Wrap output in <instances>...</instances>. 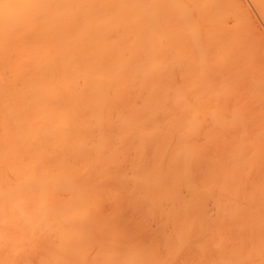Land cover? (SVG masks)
Masks as SVG:
<instances>
[{"label": "bare ground", "instance_id": "6f19581e", "mask_svg": "<svg viewBox=\"0 0 264 264\" xmlns=\"http://www.w3.org/2000/svg\"><path fill=\"white\" fill-rule=\"evenodd\" d=\"M220 1L0 0V264H33L32 256L36 264H157L155 248L118 253L115 226L95 213L101 199L123 194L148 212L163 211L165 221L192 217L163 239L167 258L178 257L196 233L203 239L193 251L216 250L205 264H264V235H255L264 227V181L246 191L238 179L264 147L255 144L249 154L236 142L226 154L230 165H216L203 159L207 144L196 140L208 118L213 128L202 135L209 141L242 122L217 110L231 78L210 83L216 69L237 60L242 33L231 29L244 31L234 25L226 32L233 5L226 10ZM250 1L264 18V0ZM221 27L234 34L224 40ZM123 162L131 174L116 171ZM107 178L124 188L104 186ZM209 198L215 221L203 211ZM170 201L177 203L167 208ZM229 224L253 234L249 246L223 247Z\"/></svg>", "mask_w": 264, "mask_h": 264}, {"label": "rangeland", "instance_id": "374dc122", "mask_svg": "<svg viewBox=\"0 0 264 264\" xmlns=\"http://www.w3.org/2000/svg\"><path fill=\"white\" fill-rule=\"evenodd\" d=\"M220 1V0H219ZM225 1H226V3H225ZM221 0L220 2L221 3H219L220 4V6H222V8L224 7L226 10H227V8H226V6L227 5H230V3H231V5H233L232 7H235L234 9V11H232V7L231 6H229V7H231L230 9L228 8V11H229V16H227V15H224V16H227L225 19V22H227L226 23V26H224V27H226L225 28V30H226V32L228 31L227 29H231L232 28V26L234 27V25L235 26H239V27H241L242 26V28H244V29H242V30H244V31H241L239 28H232L231 30H233V29H236V30H238L237 32H236V30H234L235 32L234 33H236V34H234L233 33V31H231V34L230 33H227V34H224L223 32L225 31H223L222 30V28H224V27H221V30H222V32H220V33H222V34H224L225 36L227 35V36H231V35H233L234 34V36L236 35V37H238V35L239 34H241L242 33V35H240L239 36V38H241L240 40H238L239 41V43L238 44H240L241 46L243 45V47L241 48L240 47V45H238L239 47H234V48H236V50H234L235 52H236V54H235V59H237V60H239V61H237V60H234L233 61V55H232V61H231V64H230V66H228L226 69H216L215 71H218V73H216V74H214V75H212L211 74V76H210V83L211 82H217L218 83V81H220V80H224V81H227V83H229V81H230V83H229V85H230V87H229V91H227L225 94H226V96H227V98H223L224 100H223V102H225V103H223V107H221L220 106V104L219 103H217V101H216V99H215V101H216V104H218L220 107H219V109H218V106H217V110H219V111H221V109L222 108H224V111H223V109H222V113H223V115L225 116V117H231V119L232 118H234V117H236V116H239L240 118H241V124H235L234 122H233V124H231V125H229V126H227V128H225V129H223V130H221L220 131V133H219V137H221V138H219L218 136L216 137V139H215V137L214 138H210V141L204 136V135H202V134H204V132H205V130L206 129H209V131L211 130V128H213L212 126V122L209 120L210 118H208V120L207 121H205V120H203V121H205L204 123H202V125L200 126V129H199V132H198V130H197V132H198V134H197V136H196V140H197V142H199V143H205V144H207V145H203L202 143V145L205 147V151H204V156H202L203 157V159H204V157H206V158H208V159H210V160H212L213 161V163L215 164V161L214 160H216L217 162H216V165H219V164H224V163H229V165H230V162L228 161L227 162V160L229 159L228 158V156H229V153L231 152V147H233L232 145H234L236 142H240V144H241V142H245L243 145H245L244 147H243V151L244 152H248L249 154H252V152L255 150V148L257 147L255 144H259V146H260V144L262 145V146H260L261 148L262 147H264V135H262V134H264V132H261V130L262 131H264V123H262V122H264V86H260V87H254V85H257L258 83L260 84V83H262V84H264V49H262V47H264V18H262L261 17V14L259 13L258 14V10L256 9V8H254L255 6L253 5V2L252 1H250V0H229V1H227V0ZM224 2V3H223ZM223 3V4H222ZM229 3V4H228ZM239 5H238V4ZM222 4V5H221ZM227 4V5H226ZM243 4V5H242ZM224 5H226V6H224ZM228 7V6H227ZM249 8V9H248ZM244 9V10H243ZM237 10V11H236ZM249 10V11H248ZM228 11H226V12H228ZM240 11V12H239ZM234 13V15H235V13H236V16H239V18L238 19H241V20H239V22H238V20H237V24L234 22L236 19H237V17L236 16H233V13ZM242 14V15H241ZM244 15V16H243ZM224 16H222L223 18H224ZM249 16V17H248ZM221 17V18H222ZM234 17H236V18H234ZM242 17H244V18H242ZM223 18H222V20H223ZM229 18V19H228ZM243 19V20H242ZM247 19V20H246ZM250 21V22H249ZM224 21H221V23H223ZM225 22L223 23V25H225ZM229 22V23H228ZM235 23V24H234ZM220 24V23H219ZM231 24V25H230ZM244 24H245V26H244ZM220 26H221V24L219 25V29H220ZM229 26H230V28H229ZM239 31H241V32H239ZM251 31V32H250ZM225 32V33H226ZM228 32H230V31H228ZM247 32V33H246ZM253 32H255V33H253ZM244 33V34H243ZM230 34V35H229ZM246 34V35H245ZM223 36V35H222ZM227 36L226 37H224L223 36V39L225 40L226 38H227ZM244 36V37H243ZM243 37V38H242ZM246 37V38H245ZM244 39V40H243ZM249 41V42H248ZM251 41V42H250ZM244 42V43H243ZM254 42V43H253ZM236 44V43H235ZM249 44V45H248ZM248 45V46H247ZM235 46V45H234ZM245 46V47H244ZM252 46H254V48L252 47ZM247 47V48H246ZM212 49V48H211ZM249 50V49H251V50H249V51H247V50ZM242 51L243 50V54H242V52H240L243 56H245V58H241L242 57V55L241 54H239V55H241V56H239L238 54H237V52L238 51ZM253 50V51H252ZM208 51H210V49H208ZM247 51V52H246ZM261 51V52H260ZM212 52V51H211ZM234 52V53H235ZM250 52V53H249ZM260 53V54H259ZM262 53V54H261ZM211 54V53H210ZM208 55H209V52H208ZM236 55H238L239 57V59L236 57ZM252 55V57H250ZM210 56V55H209ZM211 57V56H210ZM212 57H214V51H213V53H212ZM250 59H249V58ZM230 58V57H229ZM212 59H214V58H212ZM240 59H241V61H240ZM248 61H247V60ZM254 61H253V60ZM257 59V60H256ZM243 60V61H242ZM245 60H246V63H245ZM259 60H261V61H259ZM232 62H234V64L232 65ZM238 63V64H237ZM240 63V64H239ZM241 64H245V65H242L241 66ZM250 64V65H249ZM256 64H257V66H256ZM232 65V66H231ZM252 65H253V67H252ZM246 66H248V67H246ZM231 67V68H230ZM230 68V69H229ZM237 68V69H236ZM240 68V69H239ZM242 68V69H241ZM261 68V69H260ZM253 69V70H252ZM228 70V71H227ZM237 70H238V72H237ZM248 70H249V72H248ZM230 71V72H229ZM252 71H253V73H252ZM241 72V73H240ZM224 73V74H223ZM234 73V74H233ZM237 73V74H236ZM218 74V75H217ZM259 74V75H258ZM229 75V76H228ZM216 76V77H215ZM219 76V77H218ZM225 76V77H224ZM228 76V77H227ZM250 76V77H249ZM255 76V77H254ZM239 77V78H238ZM253 77V78H252ZM231 78V79H230ZM245 78V79H244ZM230 79V80H229ZM254 79V80H253ZM180 80H182V79H180ZM229 80V81H228ZM237 80V81H236ZM255 80L257 81V80H259V81H262V82H258L257 81V84H256V82H255ZM235 83H234V82ZM244 81H246V83L244 82ZM250 81H254L253 83H254V85H253V87H250L251 85L249 84L250 83ZM177 82H179V81H177ZM182 82L184 83V81L182 80ZM182 82H179L180 84L182 83ZM209 82V81H208ZM182 83V84H183ZM209 83V84H210ZM216 83V84H217ZM215 83L214 84H211V85H216ZM232 84H234V85H232ZM247 85V86H246ZM234 87V88H233ZM242 87V88H241ZM245 87V88H244ZM233 88V89H232ZM248 88V89H247ZM235 89H237V90H235ZM242 89V90H241ZM231 90V91H230ZM246 92V93H245ZM253 92V93H252ZM260 94V95H259ZM244 95V96H243ZM225 96V97H226ZM261 96V97H260ZM240 97V98H239ZM191 98V97H190ZM190 98H189V100H190ZM262 98V99H261ZM214 99V98H213ZM235 100V101H234ZM238 100V101H237ZM212 101H214V100H212ZM215 101L214 102H212L213 103V105L212 106H216V104H215ZM254 101H256V102H254ZM211 103V104H212ZM245 103V104H244ZM257 103H259V105L257 104ZM253 104V105H252ZM262 104V105H261ZM237 107H239V108H237ZM235 108V109H234ZM241 108V109H240ZM262 108V109H261ZM225 110H227V111H225ZM233 110V111H232ZM262 110V111H261ZM248 111V112H247ZM221 113V114H222ZM262 113V114H261ZM242 117H244V118H242ZM254 117V118H253ZM206 118V119H207ZM228 119V118H227ZM251 119V120H250ZM247 123H246V122ZM207 122V123H206ZM253 122V123H252ZM258 122V124H256ZM261 123V124H260ZM211 124V125H210ZM235 124V125H234ZM210 125V126H209ZM245 125H247V126H245ZM259 125V126H258ZM254 126V127H253ZM235 127V128H234ZM245 127V128H244ZM260 127V128H259ZM239 128L242 130V129H244V130H242V131H239ZM204 129V130H203ZM236 129V130H235ZM245 129H246V131H245ZM258 131H257V130ZM201 130V131H200ZM260 130V131H259ZM256 131V132H255ZM206 132H208V131H206ZM260 132H261V134H260ZM260 134V136H259V134ZM225 134V135H224ZM227 134V135H226ZM253 136H252V135ZM256 134V135H255ZM257 134H258V136H257ZM245 135V136H244ZM250 136V137H249ZM198 137V138H197ZM201 137V138H200ZM245 137H246V139H245ZM257 137H258V139H257ZM243 138V139H242ZM202 139H204L205 141L203 142V140ZM208 141H207V140ZM230 139V140H229ZM225 140V141H224ZM255 140H257V141H255ZM213 141V142H212ZM262 141V142H261ZM207 142V143H206ZM231 142H233V143H231ZM227 143V144H226ZM250 143V144H249ZM208 144H210V145H208ZM249 147H248V146ZM258 146V147H259ZM255 147V148H254ZM257 147V148H258ZM209 148V149H208ZM212 148V149H211ZM252 148V149H251ZM215 149V150H214ZM217 149H218V151H217ZM222 149V150H221ZM230 149V150H229ZM151 149H146L145 150V155L147 156V158L145 159L146 160V162H148V160H149V157L151 156V151H150ZM252 150V151H251ZM260 150V149H259ZM262 150H264V148H262L260 151H256V153H258L257 154V156L251 161V164H250V167L248 168V167H245L246 168V170H248V172H245V173H242V174H240V176L238 175V179H239V182H241L240 184L243 186V188L246 190V191H248L249 189H250V187H251V185H253V183H257V182H261V181H264V160H262V158H264V152H262ZM207 151V152H206ZM251 151V152H250ZM220 152V153H219ZM260 152V153H259ZM215 153H216V155H215ZM226 154H228V156L226 155ZM231 154V153H230ZM150 155V156H149ZM262 155V156H261ZM149 156V157H148ZM210 158H209V157ZM222 156V157H221ZM252 156V155H251ZM212 157V158H211ZM226 157V158H225ZM262 157V158H261ZM261 158V159H260ZM255 160V161H254ZM224 161V162H223ZM221 162V163H220ZM199 163H201V162H199ZM218 163V164H217ZM257 163V164H256ZM127 165V166H126ZM122 167V168H121ZM243 168L244 167H242L241 168V170H243ZM120 169H121V171H120ZM127 169V170H126ZM116 171L117 172H122V173H125V174H131V167H130V165H129V163H127V162H123L122 164H120L119 166H118V170L116 169ZM192 171H193V176H195L196 175V177L195 178H197V175L198 174H195V173H198V168L195 166V168L193 167L192 168ZM257 171V172H256ZM128 172V173H127ZM252 172V173H251ZM259 172V173H258ZM255 173H257V174H255ZM252 176H251V175ZM249 175V176H248ZM245 176V177H244ZM241 179H243V180H241ZM255 180V181H254ZM253 182V183H252ZM259 182V183H260ZM262 183V182H261ZM103 184H105L104 186H107V187H109L110 188V185H111V187H113L114 185V187H117V188H119V187H122V186H120L118 183H116L115 181H113L112 179L110 180V179H106L105 181H104V183ZM246 185V187H245V185ZM249 185V186H248ZM261 185H264V183H262ZM122 188H124V187H122ZM178 192L180 193V194H182L181 196H183V197H188L190 194L189 193H187V189H185L184 187H182V188H180L179 190H178ZM189 192V191H188ZM186 194V195H185ZM124 196V197H123ZM123 196L122 197H117L116 199L117 200H110V199H108L107 200V198H106V200L105 199H101L102 201L101 202H99V205H98V207H97V209H96V211H95V213L97 214V216H100V217H105V216H108L109 217V220H110V225H112V229H113V227L115 228V230H116V235H117V237H116V247H115V250H117V251H119L118 253H120V252H122V251H124L125 252V250H127V249H131V248H129V247H132V249L134 248L135 250H137L138 248L137 247H144V250H149V249H151L152 250V248L154 249H156V251H154V252H156V255H155V253H154V256H155V258H153L155 261L154 262H156L157 264H197V263H199V264H205V263H203L202 261L204 260V261H206V257H211V255L213 254H216V250H212V249H210V250H206V252H200L199 254H198V252H197V250H195V251H193V247H194V244H196L198 241H199V239L200 240H202L203 239V234H196V233H193V236L191 237V238H193V240L191 241L190 240V242H188L187 244H185L184 246H183V248H182V250L180 249L179 251L180 252H182L181 253V255H180V252H178V254H177V256L178 257H176L175 256V258L173 257V258H167V247H166V245L164 244L165 243V241H163V239L164 240H166V238L168 237L167 236V234H171V230H172V227H173V229H174V227L175 226H178L177 224H182L181 223V221H184V220H187V219H189V218H192V217H189V216H187L186 214L185 215H180V217H176L175 219H173V220H170V221H167V219H166V221H165V218H166V216L164 215L165 213L162 211V213L161 212H156V214H154V213H152V212H148L149 210L147 209V207H145V206H147V205H143V204H134L133 202H135V199H134V197H132V196H126V195H124L123 194ZM106 196H104V198H105ZM103 198V197H102ZM171 202V201H170ZM138 203V202H137ZM166 203L167 202H165V205H166ZM169 203V202H168ZM167 203V208L172 204V203H177L176 201H174V202H171V203H169L168 204ZM164 204V203H163ZM207 204V205H206ZM124 205H126V206H124ZM164 206V205H163ZM115 207V208H114ZM131 207V208H130ZM166 207H164V209L163 210H165L166 209ZM203 211L207 214V215H209V216H211L212 217V221H215L214 220V218H216V210H215V205H214V200L212 199V198H209V199H207L205 202H204V204H203ZM213 208V209H212ZM103 209V210H102ZM114 209V210H113ZM209 209V210H208ZM145 210V211H144ZM212 210V211H211ZM197 211H195L194 212V214L196 213ZM211 212V213H210ZM123 213V214H122ZM158 213H160V214H158ZM212 213H213V215H212ZM122 214V215H121ZM160 215V216H159ZM164 215V216H163ZM114 216V217H113ZM116 216V217H115ZM124 216V217H123ZM162 216L163 217H165L164 219H162ZM182 216L184 217V218H182ZM186 216V217H185ZM120 217V218H119ZM133 217V218H132ZM152 217V218H151ZM114 218V219H113ZM147 218V219H146ZM157 218V219H156ZM178 218V219H177ZM128 219V220H127ZM159 219V220H158ZM161 219V220H160ZM132 220V221H131ZM143 220V221H142ZM163 220V221H162ZM210 220H211V218H210ZM262 220V219H261ZM261 220H259V221H257V225L256 226H254V228L253 229H258L257 227L258 226H261V225H259L260 224V222H261ZM134 221V222H133ZM140 221V222H139ZM178 221V222H177ZM141 222H142V224H141ZM169 222V223H168ZM171 222V223H170ZM262 222H264V221H262ZM137 223V224H136ZM153 223V224H152ZM168 223V224H167ZM109 225V226H110ZM124 225H125V227H124ZM159 226V227H158ZM127 227V228H126ZM122 228V229H121ZM236 227L234 226L233 227V224L231 225V224H229V226L228 227H226V229H225V231L224 232H222V235H223V237L225 238V236L227 237V238H225V240H224V244H226V245H224L223 244V247L224 246H226L225 248H228V247H231V246H235L236 245V247H239V246H244V245H246V246H249V243L251 242L250 240H251V237H253V234L251 235V233H247L246 231H244V228H242V229H235ZM110 229V228H109ZM233 229H235V230H233ZM115 230H112L113 232L115 231ZM153 230H154V232H153ZM156 230V231H155ZM232 230V231H231ZM238 232H237V231ZM139 231V232H138ZM239 231H240V234H239ZM124 232V233H123ZM233 234H232V233ZM237 232V233H236ZM247 233V235L246 236H248L247 238H246V236H245V233ZM143 233V234H142ZM164 233H166V234H164ZM224 233V234H223ZM122 234V235H121ZM160 234V235H159ZM164 234V235H163ZM169 234V235H170ZM195 234V235H194ZM237 234V236H235ZM239 234V235H238ZM241 234H243V236H241L240 237V235ZM250 234V235H249ZM137 235V236H136ZM202 235V236H201ZM256 236H258V237H261L262 238V235H264V227H262L261 226V228L258 230V231H256V234H255ZM131 236V237H130ZM152 236V237H151ZM235 236V237H234ZM229 237V238H228ZM99 238H101V239H98V241L99 242H103V237H102V235L99 237ZM125 238V240H123ZM132 238V239H131ZM148 238V239H147ZM157 238H158V240L160 241H158L157 240ZM160 238V239H159ZM202 238V239H201ZM239 238V239H238ZM241 238V239H240ZM243 238H245V241H244V239ZM129 239H130V241H129ZM228 239V240H227ZM237 239V240H236ZM242 239H243V242L245 243H242ZM233 240V241H232ZM261 240V239H260ZM194 241V242H193ZM228 241V242H227ZM231 241V242H230ZM240 241V242H239ZM262 241V240H261ZM163 242V243H162ZM227 242V243H226ZM236 242V243H235ZM230 243H231V245H230ZM239 243V244H238ZM242 243V244H241ZM248 243V244H247ZM43 244V243H42ZM163 244V245H162ZM191 244H192V246H191ZM45 246H43V248H44ZM146 247V248H145ZM148 247H149V249H148ZM164 247V248H163ZM42 248V247H41ZM40 248V249H41ZM46 248V247H45ZM141 248H139V249H141ZM158 248V249H157ZM160 248V249H159ZM39 249V248H38ZM38 249H36V250H38ZM154 249V250H155ZM192 249V250H191ZM42 250V249H41ZM40 250V251H41ZM150 250V251H151ZM165 250V251H164ZM90 252H87L88 254H90V256H93L94 255V252H95V249L94 250H89ZM183 251H185V252H183ZM213 251L215 252V253H213ZM35 252V251H34ZM34 252H32V253H34ZM37 252V251H36ZM31 253V252H30ZM151 253H153V252H151ZM161 253V254H160ZM35 255H36V253H34ZM33 254V255H34ZM208 254V255H207ZM31 256H32V254H30ZM30 255H29V257L28 258H30ZM188 255V256H187ZM212 255V256H213ZM206 256V257H205ZM35 257H37V256H35ZM35 257H33L32 256V260H33V262L36 264V262L38 261L37 259V261L35 262L34 261V258ZM200 257V258H199ZM204 257V258H203ZM31 259V258H30ZM30 259H26V260H23V259H18V261H20V260H23L24 262H22V261H20V262H22V263H26L27 261H30ZM192 259H194V260H192ZM161 262H160V261ZM200 260V261H199ZM202 260V261H201ZM26 261V262H25ZM174 261V262H173ZM180 261V262H179ZM188 261H190V262H188ZM193 261V262H192ZM19 262V263H20ZM31 262V261H30ZM29 262V264H32V262L30 263ZM160 262V263H159ZM184 262V263H183ZM197 262V263H196ZM18 263V264H19ZM28 263V262H27ZM33 263V264H34ZM16 264V263H15Z\"/></svg>", "mask_w": 264, "mask_h": 264}]
</instances>
